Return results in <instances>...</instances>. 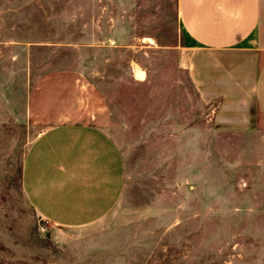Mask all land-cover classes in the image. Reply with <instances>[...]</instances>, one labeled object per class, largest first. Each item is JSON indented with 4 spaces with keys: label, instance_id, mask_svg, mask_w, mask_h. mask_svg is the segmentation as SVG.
Here are the masks:
<instances>
[{
    "label": "rangeland",
    "instance_id": "374dc122",
    "mask_svg": "<svg viewBox=\"0 0 264 264\" xmlns=\"http://www.w3.org/2000/svg\"><path fill=\"white\" fill-rule=\"evenodd\" d=\"M183 44L177 0H0V264H264V128L215 124ZM67 124L114 141L125 183L105 218L53 228L23 164Z\"/></svg>",
    "mask_w": 264,
    "mask_h": 264
},
{
    "label": "crops",
    "instance_id": "0c3cea01",
    "mask_svg": "<svg viewBox=\"0 0 264 264\" xmlns=\"http://www.w3.org/2000/svg\"><path fill=\"white\" fill-rule=\"evenodd\" d=\"M177 18L179 66L204 103L219 102L215 124L263 129L264 0H177ZM22 182L37 216L53 228L90 225L120 202L122 155L94 126L51 127L30 144Z\"/></svg>",
    "mask_w": 264,
    "mask_h": 264
}]
</instances>
